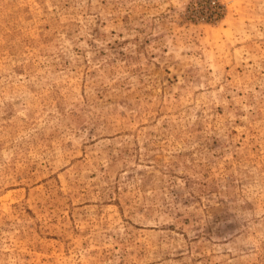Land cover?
Returning <instances> with one entry per match:
<instances>
[{"label": "rangeland", "instance_id": "obj_1", "mask_svg": "<svg viewBox=\"0 0 264 264\" xmlns=\"http://www.w3.org/2000/svg\"><path fill=\"white\" fill-rule=\"evenodd\" d=\"M0 264H264V0H0Z\"/></svg>", "mask_w": 264, "mask_h": 264}]
</instances>
